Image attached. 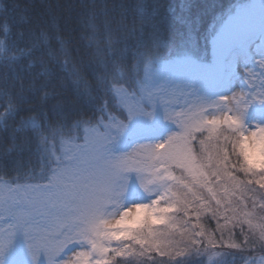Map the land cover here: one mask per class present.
Returning <instances> with one entry per match:
<instances>
[{
	"label": "rangeland",
	"instance_id": "obj_1",
	"mask_svg": "<svg viewBox=\"0 0 264 264\" xmlns=\"http://www.w3.org/2000/svg\"><path fill=\"white\" fill-rule=\"evenodd\" d=\"M136 85L135 94L117 89L128 121L82 124L81 136L61 140L43 182L0 181V264H97L94 245L122 252L126 240L167 251L176 247L170 230L195 249L221 244L203 238L202 214L220 225L256 223L264 208V167H254L264 166V0H239L214 24L209 59L150 56ZM226 121L241 133L248 179L221 163L207 162L206 175L185 152L196 131L209 139Z\"/></svg>",
	"mask_w": 264,
	"mask_h": 264
},
{
	"label": "trees",
	"instance_id": "obj_2",
	"mask_svg": "<svg viewBox=\"0 0 264 264\" xmlns=\"http://www.w3.org/2000/svg\"><path fill=\"white\" fill-rule=\"evenodd\" d=\"M237 1L0 0V181L43 182L57 164L61 140L81 136L82 124L127 122L117 89L135 94L150 56L209 59L214 24ZM192 136L185 152L206 175L221 163L237 177H251L241 133L229 122L209 139L199 131ZM257 212L254 224L220 225L202 214L203 238L221 242L210 247L180 243L173 230L166 234L176 243L172 250L126 240L125 255L114 264H207L210 254L211 264H259L264 208Z\"/></svg>",
	"mask_w": 264,
	"mask_h": 264
},
{
	"label": "snow or ice",
	"instance_id": "obj_3",
	"mask_svg": "<svg viewBox=\"0 0 264 264\" xmlns=\"http://www.w3.org/2000/svg\"><path fill=\"white\" fill-rule=\"evenodd\" d=\"M252 163H253L252 161H249V164H252ZM254 167L260 168V167H264V166H261V165H259V164H256V165H254ZM129 211H131V210H129ZM125 215H127V213H125ZM121 222H122V221H116L117 224H119V223H121ZM102 225H103L104 227H106V226H107V222H106V221L102 222ZM121 235H123V234H121ZM115 238H116V239H119V238H120V235H117ZM137 242H139V243H143L142 241H139V240H138ZM94 247H95V249H96L97 251L100 252V254H101V256H102V259L99 260V261H97V264H114V262H115L117 256L125 255L124 252L117 251V252H116V256H111V257H109L107 254H108L110 251H113L112 249H110V248H108V247L101 246V245H99V244L94 245ZM128 254H130V253H128ZM161 254L163 255V254H165V253H161Z\"/></svg>",
	"mask_w": 264,
	"mask_h": 264
}]
</instances>
